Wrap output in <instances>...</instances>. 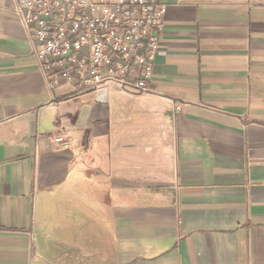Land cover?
I'll return each instance as SVG.
<instances>
[{
	"label": "crops",
	"instance_id": "obj_1",
	"mask_svg": "<svg viewBox=\"0 0 264 264\" xmlns=\"http://www.w3.org/2000/svg\"><path fill=\"white\" fill-rule=\"evenodd\" d=\"M160 1L159 97H98L0 0V264H264V0Z\"/></svg>",
	"mask_w": 264,
	"mask_h": 264
},
{
	"label": "built area",
	"instance_id": "obj_2",
	"mask_svg": "<svg viewBox=\"0 0 264 264\" xmlns=\"http://www.w3.org/2000/svg\"><path fill=\"white\" fill-rule=\"evenodd\" d=\"M50 91L159 97L151 89L168 6L160 0H14ZM105 99V97H102Z\"/></svg>",
	"mask_w": 264,
	"mask_h": 264
}]
</instances>
